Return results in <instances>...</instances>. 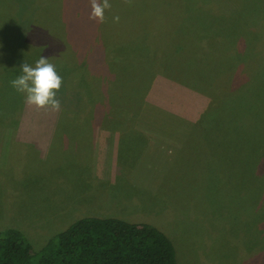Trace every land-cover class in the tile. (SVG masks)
<instances>
[{"label":"rangeland","instance_id":"374dc122","mask_svg":"<svg viewBox=\"0 0 264 264\" xmlns=\"http://www.w3.org/2000/svg\"><path fill=\"white\" fill-rule=\"evenodd\" d=\"M4 1L6 7L12 4ZM213 1L133 0L129 6L110 0L102 31L92 37L103 39L100 62L92 64L88 76L89 83L101 79L94 90L102 101L96 116H62L71 98L80 102L68 88L57 93L60 111L29 108L15 90L9 95L12 78L8 81L0 67V103L9 99L18 104L17 115L6 116L17 121L16 127L0 125V234L19 230L40 251L81 218L115 217L163 231L175 246L178 264H264V27L261 35H246L256 45L244 40L231 49L236 40L222 41L221 29L200 34L176 19L185 8L204 15L223 7L260 9L258 19L244 20L245 27L253 28L255 22L258 27L263 25L259 19L264 21V0ZM33 6L39 15L40 6ZM6 7L0 0V12L10 11ZM116 15L118 23L112 19ZM40 18L50 24L44 13ZM21 26L11 21V29L20 34ZM143 33L154 52L155 62L148 64L126 43ZM223 48L237 50L241 62L221 64ZM178 53L192 61L181 58L174 72ZM202 61L214 63L197 83L204 87L210 81L214 99L209 108L206 96L182 85L192 87L195 68L190 62ZM162 62L172 77L153 75L162 70ZM111 74H117L114 87ZM84 78L71 79L69 90L80 86L84 91ZM122 97L130 104L118 102ZM131 103L143 106L132 125L117 113ZM213 108L217 113L210 115ZM97 123L113 124L88 128ZM212 148L221 153L213 157Z\"/></svg>","mask_w":264,"mask_h":264},{"label":"trees","instance_id":"16d2710c","mask_svg":"<svg viewBox=\"0 0 264 264\" xmlns=\"http://www.w3.org/2000/svg\"><path fill=\"white\" fill-rule=\"evenodd\" d=\"M1 2L6 7L5 1L1 0ZM204 2L208 3V6L211 5L210 1ZM36 3L42 11L39 15L33 6ZM213 3L218 4L217 1H213ZM53 5H56L55 9ZM208 6L206 5L203 9L208 10ZM6 8L10 11L7 9L4 12L1 11L0 16L22 25V52L24 54V58L19 61L18 68L15 71L8 72L7 80L10 81L11 78L14 79L19 75L20 65L23 63L34 65L35 56H47L50 62L64 65L63 69L57 70L63 77V85L60 91H67L68 88L70 95L71 92H75L77 97H79L77 98L80 101L79 103H75L71 98L72 102L68 101L67 104H64L62 116L68 115L70 117V114L73 113L77 120L81 116L88 114L96 116L102 101L99 102L95 98L97 94L94 90L100 85L99 81L101 79L97 83H93L92 80L89 83L88 76L93 73L94 65L98 61L100 62L99 59L102 52L100 42L103 39L92 37L98 36L102 31L103 24L92 22L88 19L90 12L88 0H12V4ZM26 9H29V16L26 14ZM235 9L230 7L215 8V11H207L204 15V12L195 13L192 9L185 8L184 16H177L176 19H183L184 25L186 24L188 28L192 29V32L197 31L200 34L207 33L212 28L215 31L221 29L218 33L221 35L222 41L229 43L232 40H236L233 44H229L231 49H236L238 43L248 40L246 35L249 32H253L257 36L261 35L264 21L259 19V22L263 23V25L258 24V27H256L257 22L253 23L256 25L253 28L248 27V25L245 27V18L247 19L246 21L249 19L250 22H253L258 19L257 16L259 17L260 15V9H257V12L253 10L251 12H243ZM168 11L173 13V6ZM43 13L50 24L41 21L40 17ZM173 18L171 14L169 19L172 20ZM149 25L148 23L146 27H149ZM231 25L234 27H231ZM90 28L92 31H90ZM138 37L137 39L127 40L126 43L143 56L141 57L142 64H148L154 54V52L149 50V45L146 43V39L148 41L149 37L146 33ZM249 40L252 45H256L251 38ZM258 42L259 40L257 44ZM218 47L219 45L215 47V50ZM252 49L255 50L254 47ZM221 50L223 51L219 57L221 64L224 62L227 65L236 66L241 62V54L237 50L231 51L234 55V61L229 51L224 52L225 48ZM28 51H30V54H28ZM138 51H143L144 53L141 54ZM73 54L74 57H72ZM175 57L172 64L174 72H176L178 64L182 61L181 58L184 59L186 56H184V53H178ZM186 58L187 61L191 60L189 57ZM90 61L92 62L90 63ZM152 62H155V59ZM93 63L94 65H92ZM190 63L195 68V74L191 81L192 87L182 85L192 89L196 94L206 96L209 99L206 107L209 108L214 99V96L209 92L211 90L210 81L206 80L205 89L197 83L200 80L199 76L203 75V72L208 74L212 70L209 65L212 67L214 63L210 61L208 62L209 65H205L204 63L206 62L204 61L201 64ZM65 66H67L68 70L64 68ZM162 66V70H154L153 75L163 74L166 77H172V75L167 76L163 62ZM121 73L131 75L127 71H122ZM198 73L201 74L198 75ZM98 74H100V71L95 72L94 77L96 78ZM79 76L85 77L84 79L87 80V84L83 85L85 90H80V86H72V90H69L71 88V86L69 87L71 79ZM110 78L113 80L110 86L114 87L115 83H118L117 74H111ZM87 86L89 87L88 89ZM8 91H12L9 95L14 93V89L9 88ZM117 93L123 94L125 92ZM69 94L63 95L70 97ZM16 95L18 96L19 94L17 93ZM2 98H7V96L4 95ZM6 100L8 102L6 105L0 103V117L12 116L13 118L14 115H17L15 108L18 107V104L16 101ZM124 100L129 103L125 97H122L118 102H124ZM69 103H72V105ZM142 107V105L134 106L131 103L125 109L121 105V110L117 113L120 120L128 118L131 120L132 125L136 117L142 114ZM208 112L210 115H215L217 110L213 108ZM16 122L11 118H6L5 120H0V125L3 126V129L13 130L16 127ZM120 123L124 125L122 122ZM112 124L97 123L92 125V128L95 129L99 125L111 127ZM189 124L191 125L190 121H188V126ZM211 150L213 157L215 154L221 153L217 148H212ZM199 164L200 162H198L197 166ZM0 264H178V260L172 240L167 234L153 225L132 223L115 217H85L77 220L68 229L50 240L40 251L34 248L21 231L16 229L4 231L0 234Z\"/></svg>","mask_w":264,"mask_h":264},{"label":"clouds","instance_id":"9594fccd","mask_svg":"<svg viewBox=\"0 0 264 264\" xmlns=\"http://www.w3.org/2000/svg\"><path fill=\"white\" fill-rule=\"evenodd\" d=\"M90 12L88 19L92 22L104 23L105 11L110 10V0H88ZM131 6L133 0H124ZM113 21H120L119 15L114 16ZM63 85V77L58 73L56 65L50 62L47 56H40L34 63H23L20 66V74L10 81V86L24 98V103L29 108L58 112L61 102L57 93Z\"/></svg>","mask_w":264,"mask_h":264},{"label":"crops","instance_id":"0c3cea01","mask_svg":"<svg viewBox=\"0 0 264 264\" xmlns=\"http://www.w3.org/2000/svg\"><path fill=\"white\" fill-rule=\"evenodd\" d=\"M15 30H18L17 33ZM15 30L11 29V20L0 16V67L4 68L2 75H7L9 71H15L18 68L19 61L24 58V54L22 52L23 34H20L18 28ZM38 58L39 56H35L34 62ZM55 65L57 70L63 69L62 67L64 66L59 63H56ZM66 67L67 66L64 68L68 70ZM88 128L93 129L92 127Z\"/></svg>","mask_w":264,"mask_h":264}]
</instances>
